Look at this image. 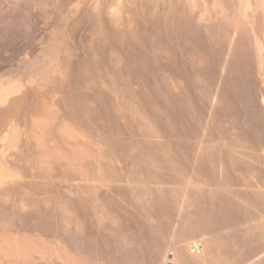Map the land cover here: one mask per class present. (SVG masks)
<instances>
[{
	"label": "bare ground",
	"instance_id": "bare-ground-1",
	"mask_svg": "<svg viewBox=\"0 0 264 264\" xmlns=\"http://www.w3.org/2000/svg\"><path fill=\"white\" fill-rule=\"evenodd\" d=\"M163 17L166 20V22H164V23H166L165 24L166 26L168 23L177 24L176 21H178V25H180V22H181V24H183L182 22H184V24L191 25L190 27H192V25H195L196 28H200V29L204 30L203 31L204 33L205 32L207 33V35L209 36L208 40H210L209 43H211L212 46L216 45L222 49L223 57H222V60L220 61L221 62L220 63V74H217V73L214 74V75H216V74L219 75V77L221 76V82L223 81V78H225L224 74L228 69V64H230L229 63V60L231 59L230 56L234 55V57H235L236 54H233L235 52L234 50H236L235 47L237 48V46H236L237 43L241 42L242 43L241 47L249 49V51L252 53V58L254 60L253 64L255 63V65H256V70H255V71H257L256 75H258L256 78L259 77L258 78L259 81L261 79V81L264 83V0H0V28H1L2 32L4 31V32L9 33V31L13 27L15 28V26L17 27L18 25H19L18 28L20 29V25H23V24L27 25V23L30 20L31 21L35 20L33 22H36L37 18L42 20L43 26L45 25V27H41L42 22L39 26L36 25V23L35 24L33 22L31 23L33 25H36L37 29L39 27L42 28L41 33L39 32L37 34L38 36L36 35V37H38V41H36V42L34 41L35 43H33V44L31 43L30 46L32 45V47L28 51H26L23 55L21 54V56H23V57H21V59H20V62H19L20 66L18 68L15 66L17 69L14 67L16 70L12 71V73L10 71V74H8V72L6 71L7 73H5V74H8V75H4V73H2V75L0 76V264H112L113 261L111 259H113L115 256H110V259L108 260L109 261L108 262L105 260V258H104L105 256H103V258H102V256L99 257L98 253H97V255L95 254L98 251V249L97 250L95 249L96 252H94V254H93V251H95V250L92 251L93 246H92V248H90L91 250L88 249V252L90 251L89 254H85L87 252V250L83 249V248H85V246H83V243L85 242V241H83V236L86 235L85 234L86 233L85 228L87 227L86 226L87 223L85 222V220H84L85 216L82 213L83 212L82 209L85 208L84 205L86 207H89V209H91V211H92V218L94 219V223L97 226V228L101 229L100 231H103L105 228V231H108V233L110 231L112 233V235L116 234V235L111 236V237H113V239L116 242L117 250H119L118 253L120 252V250L121 251L125 250V249L127 250L128 246L130 245L129 241H128L129 239L127 237L128 235L125 236L126 234L124 235V233H123V235L121 233L119 234V232H121V231L118 232V230H123L120 228L117 229L118 228L117 226L120 222L121 216L118 215L119 214L117 212L118 210H116V208H114L115 206H113V204L111 203V200H112V202H114L113 200H115L117 202V204H120V206L122 204L123 205L125 204L126 207H127V204L128 205L130 204L131 206L135 205L136 208H138L137 211L140 210L141 212L140 211H138V212L140 214L142 213L140 215L137 212L140 215V217L138 216V219L140 218V221H141V219L143 218L146 221H148V224L150 223V227L155 231L154 233H156V234L153 233V235H158V236L160 235L159 240L162 238L161 239L163 241L162 244L163 243L164 244L162 245V247H160L156 251L155 254H157V255H156L154 264H264V144L263 143H262L263 145L262 144L260 145V142L258 141L259 144L257 146H254V145L250 146L251 143L249 141L247 142V140L243 139V141H245V143L247 142L246 143L247 145H245L244 143H242L240 141V139H236L234 136V138H232L230 140H232V141H234V139L236 141L239 140L238 142L240 144L238 142L234 141L235 143H237V144H235L234 142L231 141L233 144H228V143L226 144L225 142L224 143L217 142L214 145L211 144L212 146L209 145V147H208L209 152H205V153H207V155L209 154L210 161L212 160V158L215 159L216 157L221 160V161L219 160V163H220L219 165L214 164V163L210 164L211 165L210 170L212 171L211 173L216 175L217 177H215L214 175H212V176H214V179H216V178L219 179V177H221V179H222L223 175H227L229 177L228 179L231 178L230 179L231 181L229 180V182H226L224 180L219 179V181L217 180L219 184L218 183L217 184L211 183L212 187H211V184H209L207 181L208 186L210 185L209 187H211V188H213V186L214 187L217 186V188H219V186H220V188L217 191H216V189H217L216 187H215V189L213 188L214 190L213 189L209 190V189H211V188H209L207 191L208 193H207L205 188H203L205 185H203L202 188L198 187L199 185H196V184L194 185L195 180L194 181L191 180L190 179L191 177L187 178V176H185L186 179H183L182 178L183 174H182V177L179 178V176H181V175L175 169L177 167V166H175V164H174L175 167H172V170H176V172L178 174V178L183 179L182 181H180V184L182 183V185L178 184L177 188L174 187V189L173 188L168 189L167 185L168 184L170 185L171 181L176 177L175 176L176 174H174V175L172 174L175 177L173 179L171 178L172 179L171 181L168 180L169 183L166 182L167 179L165 180L166 176L161 177L159 175L161 172H164L165 170H164V168H162L163 166H160V164H158L157 160L160 159V157H159L160 155H158V154H156V152H154V151H157L158 148L156 149L157 146H154V144H152L151 142L148 141L153 146H150V144L147 142L146 143L152 149V153L157 155V156L154 155L157 157V158H155V161H157V162H152V161L150 162L148 160V158H146L147 155L144 156V158H142L143 157L142 155L144 153H142L141 150H138L142 153V154H140L141 157H138V158H135V156H140V155H138L140 152L138 154L136 153L135 156H133V155L130 156L129 154H126V153L123 155L124 151H122V153L120 152V155L116 154L117 156H114L115 155L113 153L114 151H112L110 149L109 150L112 151L111 153H113L114 155L111 156V154H109L110 153V151H109V152H107L110 155L109 156L103 150H101V149L98 150L99 149V147H98L99 143L97 144L98 149L96 148V146H95L96 144L94 145V143H97L96 141L95 142L91 141V143L95 147V154L96 155L94 153H93L94 155H92V153L90 155V153H89V152H91V150H89L90 145H91L90 149H93L94 147L88 141V138L86 136L87 133L85 132L86 133L85 134L83 131H81L82 128L79 129L80 126L77 127L75 125V123H73V122H76L79 120L71 121L72 120L71 118L74 116H72V117L70 116L71 120L66 119L67 117L65 119L61 118L62 115L61 114H60L61 116L57 115V113L55 111L57 109H55V110H54V108L52 109V107H54V106L51 107V105L53 103L50 104V102H49L50 105L46 104L49 106H47V107L44 106L46 108L42 107V108H39V110L37 109L38 111H36L32 115L29 114V112H32V111H27L28 113L26 115L24 113L25 118L22 119L20 117V114H19V116L16 114V111L14 109L15 107H13L14 104L16 103L15 99H17L19 96L23 95V92L25 91V89L27 87H28V89H27L28 91H29V86H30V88L33 87V89H36L34 91L36 93L37 92L39 93L40 91L43 92V90H45L49 86H52V83L58 81L59 79L62 80L63 78L65 79L66 77H69V79L73 78L72 76L74 75V73L77 74L81 70V68H83V69L78 74V77L79 78L83 77V79H85V80L89 79V81H90V79H93L95 81L96 79L99 78L101 80V83H103L104 77H102V75H106V77L111 78V79L115 78L116 76L119 75V74H117V72L121 70V66L123 67V65H126V64H124L125 62H127V61H125V58H124V52L127 50L128 46L130 48V44L132 43V41L134 42V40L137 38L136 36L138 34L136 35V32H137L136 27L138 26V28L140 29V26H141L140 24H143V25L145 24L146 28L148 26L149 27L154 26V24L151 25L152 23H149V22L154 23L155 21H157V20L159 21L160 19L164 20ZM138 19L141 20V22ZM136 21H137V25H136ZM138 22H140V23H138ZM159 22L161 23V21H159ZM38 23H40V22H38ZM31 24L29 23V25H31ZM147 24H149V25H147ZM155 24H156V22H155ZM175 24H172V25L170 24V26H172V28H174L173 26H175ZM143 25H142V27H143ZM156 25L162 26L159 23H157ZM170 26L169 27L167 26V27L171 29ZM182 26H184V25H181V27ZM32 27H30V29H34V27L33 28ZM167 27H164V28H167ZM190 27L189 28L186 27V28L190 29V31H191L192 29ZM21 28H23V27H21ZM44 28H46V29L48 28L51 30L49 35H48V33L46 35L44 34V32H45ZM86 28H88L87 30L90 29V33H91L89 43H86L84 41V39H83L84 35H82V32ZM161 28H163V27H161ZM30 29L28 28V30H30ZM37 29H36V32H34V34H36L38 31H40L39 29L38 30ZM147 29H146V31H147ZM140 30H142V29H140ZM140 30H138V31H140ZM17 31L20 32V30H17ZM143 31H144V29H143ZM185 31L186 30H184L183 32H185ZM23 32H24V34H26L25 31H23ZM31 32H32V30H31ZM46 32H48V31H46ZM196 32H198V31L196 30ZM164 33H165V31H164ZM139 34H142V33L139 32ZM175 34L176 33L174 30L173 36ZM197 34H199V33H197ZM20 35H21V33H20ZM148 35H147V37H148ZM155 35H156V32H155ZM167 35H168V33H167ZM149 36H152V35H149ZM169 36H170V34L168 35V37ZM181 36H182V34H181ZM24 37H26V36H24ZM145 37H143V38H145ZM156 37H155V39L157 40ZM174 37L176 38V35ZM196 37L198 38L197 35L195 36V38ZM1 38L3 39V37H1ZM4 38H5V36H4ZM7 38H8V36H7ZM140 38H141V36H140ZM140 38L137 39L138 43L142 41V40L139 41ZM14 39L12 40L13 42H14ZM155 39H154V41H152L154 46L157 45L156 43L158 42L157 41L154 44ZM205 39H204V42H205ZM18 40H20V39H18ZM18 40H16V41H18ZM137 40H136V42H137ZM0 41H2V40H0ZM160 41L161 40H159V42ZM147 42H148V39H147ZM160 43L162 44V42H160ZM166 43L168 44V41ZM169 43H171V41ZM186 43L189 45L188 42H186ZM199 43H200V41H199ZM134 44H136V43H134ZM161 44L158 43V45H161ZM175 44H176V42H175ZM192 44L193 43L190 42V46ZM204 44H202V45H204ZM143 45H144V43H143ZM11 46L12 45H10V48H11ZM190 46L188 49H190V48L192 49V47H190ZM192 46L194 48H196L194 45H192ZM132 47H133V44H131V48ZM171 47L172 46L170 44V48ZM80 48L84 49V52L86 50H87L86 51L87 53L92 52L93 53L92 57L94 56V54H97V53L99 54L100 51L108 54L109 64H108L107 69L102 71L100 69L101 66L98 67L99 66L98 65V61H99L98 58H97L98 61L97 60L92 61V63L94 61H97V62L93 63V64H95V66L93 67V64L90 63V65L92 64L90 67L88 60L90 58L92 59V57L87 59V57H88L87 53H84V54H82V56H79L80 52L77 54L75 50L79 51L78 49H80ZM135 48L138 49L139 46H138V48H137V46ZM151 48H153V50L155 49L153 46ZM159 48H161V47H159ZM159 48H157V49H159ZM162 48H161V50H162ZM164 48H167V45L166 46L164 45ZM238 48H240V47H238ZM141 49H143V48H141ZM178 49H180L179 51L182 50V48H180L179 45H178ZM156 50H154V52H153L154 55L153 54L152 55L154 57H156V60L158 59L157 56L159 57V59L157 61L154 59L155 60L154 62H157V64H158V63H161L158 61L159 60L163 61V58H165V57L163 55L159 54L160 52H158V51H160V50L157 51L159 55L157 53H155ZM165 50H162L163 54L166 53ZM194 50H192V51H194ZM197 50L198 49H196L195 52ZM217 50H216V52H217ZM149 51H151V50H149ZM168 51L169 50H167V54H168ZM175 51L177 52L178 50H175ZM17 52H18V49H17ZM19 52H20V50H19ZM176 52H175V56H176ZM13 53L15 54V51ZM141 53L142 54L144 53V49ZM85 54L87 55V57H85V58L88 62V67H87L85 60H84L85 62H83V60H80V58L82 59L83 55H85ZM155 54L157 56H155ZM145 55H144V57H145ZM199 55H203V54H201L199 52ZM14 56L15 55H13V57ZM106 56H105V58H106ZM134 56H135V54H134ZM149 56L152 57L151 55H149ZM161 56H163L162 60L160 59ZM171 56H173V54ZM194 56H195V54H194ZM97 57H101V56H97ZM203 57H206V56H203ZM95 58H96V56L94 57V59ZM168 58H170V56ZM2 59H3V57H2ZM7 59H11V58H7ZM152 59H150V60H152ZM190 59L194 60V58H192V56H190ZM196 59H198V58L196 57ZM168 60H170V62H171V58ZM174 60L175 59H172L173 65H174ZM207 60H209V59H207ZM199 61H200V59H199ZM201 61L204 62L203 60H201ZM191 62H192V60H191ZM96 63L98 66L96 65ZM127 63H129V62H127ZM163 63L165 64V62H163ZM166 63H167V61H166ZM74 64L79 65L80 70L79 71L77 70L78 71L77 73L76 72L72 73V71L70 73V68H72V65L74 67ZM231 64H232V62H231ZM17 65H19V64H17ZM155 65L156 64H154L152 66H155ZM81 66H83V67H81ZM175 66H177V64L174 65V67ZM199 66L200 65H198V67ZM243 66H245V65L243 64ZM158 67L159 66H157V68ZM161 67L164 68V65ZM201 67L203 68L204 66H200L199 68H201ZM229 68H231V67H229ZM254 68H255V66H254ZM10 70H12V68ZM133 70H134V68H133ZM137 70H139V69H137ZM159 70H157V71H159ZM163 70H165V69H163ZM246 70L248 71V69H246ZM205 71H207V69ZM229 71L232 72L233 70L231 71V69H230ZM0 72H1V70H0ZM2 72H3V70H2ZM166 73H168V75L170 74L168 71L165 72V75H167ZM139 74H140V72H139ZM149 74H150V72H149ZM171 74L169 77L172 76ZM209 74H211V73H209ZM114 75H115V77H114ZM159 75L161 76V74H159ZM162 75H164V74H162ZM162 77H164L163 80H165V81L167 80V78H165L167 76H162ZM231 77H233V76H231ZM237 77L236 78L234 77V78L237 79ZM138 78H137V80H138ZM153 78H155V80H156V77H153ZM171 78H169L168 80H170ZM258 79H256V82ZM81 80H82V78H81ZM113 80L114 79H112V81ZM122 80L120 82H122ZM124 80H125V78H124ZM128 80H129V78H128ZM231 80H233V79H231ZM241 80L242 79H240V81ZM112 81H111V83H112ZM201 81H200V83H201ZM215 81H216V79H215ZM217 81L219 82V79ZM65 82H66V80H65ZM84 82H86V81H84ZM155 82L157 83L158 81L156 80ZM238 82H237V84H238ZM250 82H251V80H250ZM66 83L68 84L69 81ZM127 83H128V81L125 82L124 84H127ZM67 84H65L66 86L62 85V84L61 85L63 87L65 86L67 88L68 87ZM92 84H93V82H92ZM104 84L106 85L107 83L104 82ZM217 84H220L221 86H223V84H221V83H217ZM59 85H60V82H59ZM69 85H71V84H69ZM84 85H85V83H84ZM107 85H109V84H107ZM107 85L105 88H107L106 90H109ZM114 85L112 86L113 88L116 86V85L115 86ZM130 85H132V84H130ZM212 85L213 84H211V86ZM220 85L216 86L218 88L217 91H213V93L216 92L215 95L210 90L211 86L210 87L208 86L210 89L206 88L204 90H210L212 93L211 95H213L212 97H217V98L219 97V101H220V99H221L220 96H217V95H219ZM83 86H82V88H83ZM88 86H90V85H87V87ZM93 86H94V84H93ZM101 86L104 87L102 84H101ZM132 86H134V85H132ZM132 86H131V89H132ZM56 87L53 89H56ZM97 87H99V86H96V88L94 87L95 90L97 89ZM260 87H262V86H260ZM51 88L52 87H50V89ZM70 88H71V86H70ZM73 88H74V86H73ZM73 88H71V89H73ZM109 88H110V85H109ZM155 88H156V86H155ZM235 88H236L235 90H237L238 87H235ZM90 89H92V87ZM116 89H118V88H116ZM137 89H139V88H137ZM222 89H223V94H224L225 93L224 88H222ZM249 89H248V91H249ZM260 89L262 90V88H260ZM66 90H70V89L67 88ZM74 90H76V89H74ZM113 90L110 89V93L112 95H114L118 92V91L115 92ZM167 90L168 91L171 90L170 87ZM172 90H173V88H172ZM174 90H176V89H174ZM263 90H264V88H263ZM62 91H60V92L62 93ZM70 91H72V90H70ZM97 91L99 92V90H97ZM132 91H133L132 94H135L134 93L135 91L134 90H132ZM159 91H162V90L159 89ZM179 91L180 90L178 89V92ZM229 91H230V89H229ZM101 92H104V91H101ZM106 92L108 94V91H106ZM205 92H208V91H205ZM249 92H251V94L253 93L252 87H251V90ZM58 93L59 92H57V94ZM69 93H71V92H69ZM74 93H76V92H74ZM87 93L88 92H86V95H88ZM237 93H238V91H237ZM125 94H126V92H125ZM163 94H164V92H163ZM251 94L249 96H251ZM51 95L54 96V93L53 94L51 93ZM110 95L108 97H110ZM122 95H124V94H122ZM178 95H180V94H178ZM201 95H204V93ZM238 95H240V93H238ZM55 96H54V98L58 99V97H55ZM66 96H67V94H66ZM66 96H65V98H66ZM69 96L70 95H68V97ZM82 96H84V95H82ZM90 96H91V94H90ZM94 96H96V94ZM132 96L130 95L131 100H132ZM135 96H133V97H135ZM162 96H164V95H162ZM208 96H210V95H208ZM72 97L75 98V96H73V93H72ZM72 97H70V98H72ZM240 97H241V95H240ZM251 97L253 98L254 96H251ZM37 98H35V99H37ZM122 98H119V99L121 100ZM31 99L33 101V98H31ZM42 99H44V96L42 97ZM123 100H124L123 103H126V102L130 103L126 99H123ZM250 100H251V98H250ZM254 100H252V102ZM54 101H55V99H54ZM206 101H208V100H206ZM211 101H212V99H211ZM219 101H218V103H219ZM62 102H64V101L62 100ZM66 102H65V104H67ZM112 102H113V100H112ZM255 102H256V100H255ZM30 103H31V101H30ZM58 103H60V101ZM132 103L133 102H131V105H132ZM213 103H215V100ZM263 103H264V100H263ZM34 104H35V102H34ZM68 104H71V103H68ZM38 105H40V104L38 103ZM89 105H88V107H90ZM119 105H118V107L121 108V106L123 104L120 106ZM261 105L263 106L262 103H261ZM93 106H94V104H92V107ZM254 106H256V105H254ZM262 106H261V108H262ZM26 107H28V105ZM34 107H36V104ZM85 108H86V106H85ZM127 108L130 109L131 106H128ZM34 109L36 110V108H34ZM63 109H65V108H63ZM71 109H74V108H71ZM75 109H77V108H75ZM90 109H91V107H90ZM123 109H124V107H123ZM125 109L122 112L120 111L121 112L120 116L123 115V117H124L125 114H122V113L125 112ZM136 109L134 111V113L136 112L135 115L139 114L138 113L139 110L136 111ZM214 109L216 111L217 107ZM118 110H122V109H118ZM61 111H63V110H60V113H61ZM74 111H77V110H74ZM81 111H83V110H81ZM71 112H73V111H71ZM129 113L130 112H128V115H129ZM214 113H216V112H213L212 114H214ZM217 113H218V110H217ZM21 114H23V113H21ZM28 114L30 116H28ZM69 114H70V112H69ZM83 114H85V113H83ZM83 114H82V116H83ZM92 114H94V112ZM132 114L133 113H131V115ZM140 114H142V113H140ZM253 114H254V112H253ZM89 115H91V114L89 113ZM89 115H87V116L89 117ZM217 115H214V116L217 117ZM26 116H28V117H26ZM63 116L65 117V116H67V114L63 115ZM133 116H134V114H133ZM140 116L138 115L136 117V119L138 117L140 118ZM125 117H127V116H125ZM215 117H214V119H215ZM79 118H81L80 114H79ZM90 118H91V116H90ZM128 118L129 117L126 118L127 121H128ZM142 118H145V117H142ZM120 119H121V117H120ZM123 119H121V121H123ZM134 119H135V117H134ZM84 120H85V118H84ZM89 120H91V119H89ZM86 121L88 122V120H86ZM129 122L131 123V121H129ZM77 123H79V122H77ZM84 123H83V125H84ZM122 123L124 125V122H122ZM213 123H214V120H213ZM219 123H221V122H219ZM244 123L247 124L245 121H244ZM128 124H125V126ZM222 125H224V124H222ZM142 126L141 125L139 126L140 130H141ZM216 126H217V123H216ZM81 127H82V125H81ZM223 128H224V126H223ZM87 129L89 130V128H87ZM151 129H152V127H151ZM226 129H227V127H226ZM255 129H258V127ZM90 130H91L90 132H92V129H90ZM148 130H150V129H148ZM154 130H155V128H154ZM230 130L228 133H230V135H231ZM259 130H261V129H259ZM55 131H57L59 133V136H61V138L64 139L63 141H65V140L69 141V142L68 141L65 142L64 144L67 143V145H68L70 142H73L75 144L76 147L70 146L73 144L68 145V147L70 146V148L73 147L72 149H70L69 154H67V153L65 154V151L61 147L60 144L59 145L61 148L57 146L59 142L56 140L57 141V144H56V141L54 140L55 139L54 138V132ZM261 131H263V129ZM261 131H259V135H258L259 138L263 137L262 134H264V132H263L260 136ZM107 133H110L109 130ZM252 133H254V132L252 131ZM91 134H93V133H91ZM220 134L222 135V133H220ZM104 135H107V134L104 133ZM111 135H113V134L111 133ZM111 135L108 134V136H111ZM146 135H150V134L146 133ZM232 135H233V132H232ZM112 137L115 138V135H113ZM146 137H147V139L148 138L151 139L154 136L153 137L151 136V138H150V136L149 137L146 136ZM155 137H156V135H155ZM223 137H225V136H222V138ZM93 138L95 139V136ZM263 138H260V139H262L264 141ZM100 139L102 140V138H100ZM107 139L110 140V138H107ZM115 139H117V138H115ZM256 140H258V139H256ZM98 141H100V140H98ZM225 141H227V140H225ZM87 142L89 144H86ZM115 142L116 141H114V143ZM209 142H211V140ZM81 143H83L82 147H81V145H82ZM114 143H112V145ZM118 143H120V142H118ZM139 143H140V141H139ZM143 143H144V141H143ZM153 143H154V141H153ZM229 143H230V141H229ZM117 144H116V146H117ZM158 144H160V143H158ZM84 145H86V146L89 145L88 150H87L86 146L84 147ZM160 145H164V144L161 143ZM116 146H114V148H116ZM122 146H124V145H122ZM138 146H140V145H138ZM170 146L168 145L169 150L171 149ZM204 146L206 147V145H204ZM68 147H66V148H68ZM149 147H147V149ZM153 147L155 148V150H153L154 149ZM158 147H159V145H158ZM205 147H203V150H201V151H203L202 153H204ZM66 148H65V150H66ZM134 149L136 150V148H134ZM184 149H185V147H184ZM35 150L39 152L37 155L35 154ZM96 150H98V151L96 152ZM150 150L146 151V152L149 153ZM167 150H168V148H167ZM179 150H181V148ZM189 150H190V148H189ZM206 150H208V149L205 148V151ZM93 151H94V149H93ZM159 151L160 150H158L157 153ZM181 151H183V150H181ZM184 152H185V150H184ZM169 153L171 154V152H169ZM178 153L179 152H177L176 154H178ZM196 154H197V152L195 153V156L198 155V154L197 155ZM174 155L173 156L169 155L168 158H171V157L173 158ZM178 155H176V156H178ZM199 155H200V153H199ZM55 156L57 158H59L58 160L61 161V163L63 161L66 162V160H68L67 161L68 163L66 162L68 165L67 164L66 165L69 167L70 170L72 169L71 170L72 173H74L75 171L78 172L77 176H79V179L81 178V180H80L81 184L79 183L81 191H77V190H79L78 189L79 187H76L75 189L73 188V190H75L76 193H74V191L72 189H71V191H73V192H71L68 189L67 183L69 180L67 181L66 176L62 175L64 172L63 173L61 172L62 173L61 175H55L53 173V166H56L57 162H58V160L56 159L57 160V162L55 163L56 165H53V161H55V160H53V158L55 159ZM204 156H206V155L204 154L203 156H201V158L202 157H203V159L207 158ZM181 157H180V159H181ZM222 157L224 159L226 158L225 159L226 162H223L224 159ZM166 158L167 157H165L163 160L166 161ZM191 158H193V155ZM136 159H138V160H136ZM183 159H185V158H182V160H181L182 162H183ZM218 159L214 160L215 163H217L216 161H218ZM194 160H195V158H194ZM197 160H196V163H197ZM176 161H180V160H176ZM200 161H198V162L200 163ZM203 161H205V159ZM203 161H201V162H203ZM187 162H189V161L187 160ZM190 163H191V161H190ZM194 163H195V161H194ZM224 163H228L229 166H227ZM171 164H172V161H171ZM205 164H204V167H205ZM189 165L192 166L191 164H189ZM202 165H203V163L201 164V166ZM149 166L153 167V170H154L153 175H149L147 173V170H148V172L151 171V169H150L151 167L149 168L150 170L147 169ZM195 166H198V165L195 164ZM183 167H181V168H183ZM186 167H185V169H186ZM194 167H193V170H194ZM201 169H203V167ZM195 170H196V167H195ZM65 172H68V171L65 170ZM198 172H199V170H198ZM198 172H196V174ZM198 174H197V177L200 176ZM196 180H197V178H196ZM73 181H75V180L73 179ZM173 181H174V183H172V184H175L176 179ZM200 183H201V181H200ZM70 184H72V183H70ZM197 184H199V183H197ZM180 186H182V187H180ZM195 186H197V187H195ZM171 187H173V186H171ZM207 188L208 187H206V189ZM103 192H106V195L111 199L110 202L105 200V197H107V196L103 197V195H102ZM110 192L111 193L115 192L114 194L117 193L115 195L116 198L114 197V195L113 196L110 195ZM192 193H193V196L190 198V195H192ZM194 193L196 195L197 194L202 195L204 193L209 194L210 199H207V198L206 199L210 200L211 205L214 204V203L213 204L211 203V200H212V202H215V204H217V202L219 203L221 201H223V203H224V201L226 200L228 202V204H226V206L231 204L233 207H236L239 210V212L241 211L242 213H244L243 217L246 218L245 221L242 223H241V221L240 222L237 221L238 223H235L236 225H233L231 223L230 224L231 226L226 225V222L220 221V222H218L219 226L217 225L219 227V229L218 228L214 229V227L211 228V226L209 225L210 230L212 229L211 230L212 232H209L208 229L205 228L203 225V227L207 231V232H204V228H202V227H200V225L196 224L197 222H199V220L200 221L204 220V219H200V217H202V218L204 217L203 210L201 212L200 211L201 209H199V212H201V214L203 213V216H201V214L199 216L197 214L198 212L195 213V211H197L198 208L195 210L192 209V207H195L194 205H196V203H194V201H193V200H195V198H194L195 194ZM73 194H75V195H73ZM166 194H167L166 199L168 200V197H169L170 200H168V201L169 202L171 201L174 204L173 207L175 210H173V212L175 213V215L174 214L173 215L175 216V218L178 215L180 219L184 218L187 220H192L191 218L195 217V214L197 215V217H199L198 218L199 220H197V222L194 221L195 225H197V227H196L197 230H194V231H196V233H193L194 228H193V225H190V222L188 223L189 224V226H188V225H186L187 222L186 223L182 222V220H181V222L185 223L183 225H186L187 227L192 229L193 232L192 233L188 232L184 228L183 229L175 228V226H176V225L174 226L175 218H172V215H171L167 219H169L170 225L171 224L173 225L170 227H173L172 231L174 230L173 231L174 234L172 233V235H169L170 233H168V234L166 233L167 235H169V236H167V238L163 234L161 235L162 231L158 230V229H161L160 226H159V228H156L158 226V224L156 223L157 224L156 225V224H154L155 222H153L154 221L153 218L155 216H153L152 220H151L150 216L148 215L149 213L146 211L147 212V214H146L145 210L147 209L148 204H151V203L153 204V202H155L156 200L158 202L159 198H161L159 200H162V198L165 199L164 197H166ZM217 195H219L220 199L224 198L225 200H223V199L220 201L217 200V198H218V197H216ZM220 195L222 198L220 197ZM77 196H78V198H76V199L79 200V202H78V203H80L79 205L76 203L77 200H75V197H77ZM204 196L206 197V195H204ZM211 196L213 198L215 196V199H213ZM203 197L201 199H203ZM109 198H108V200H109ZM197 200H195V201L197 202ZM213 200H215V201H213ZM216 200H217V202H216ZM160 204H162V202H160ZM210 204L208 205L210 207V209L208 207L209 211L206 209L207 208L206 207V208H204V212H205V209L207 212H212L213 209L216 208V206L213 207V206H210ZM220 204H222V202ZM125 205H124V207H125ZM130 205L128 206V209L130 208ZM158 205H157V208H158ZM223 205L224 204L221 205V209L222 208L224 209ZM160 206L161 205H159V207ZM162 206H165V205L162 204ZM232 206L227 207V209L231 208ZM168 207H170V206H168ZM211 208H213V209H211ZM218 208H220V205L218 206ZM236 208L234 210H236ZM133 209H134V207H133ZM133 209H132V211H133ZM162 209L160 208L157 210H161V212H162ZM221 209H220V212L222 213L223 209L222 210ZM87 210H88V208H87ZM134 210H136V209H134ZM154 210H155V207H154L153 211ZM218 210L219 209L216 208V211L219 213ZM224 210H226V209H224ZM167 211H169V212H167L165 214L169 215L171 211L170 210H167ZM151 212H152V210H151ZM226 212H227V210H226ZM133 213H135V212L133 211ZM137 213H135L136 219H137V216H136ZM221 213H220V216H222ZM84 214L86 215L85 212H84ZM152 214H154V213H152ZM210 214L208 217L211 218L212 214H211V216H210ZM157 215H159V214H157ZM162 215H164V213ZM214 215H216V218L220 220V218L218 217L219 215L217 216V213L215 214L213 211V217H214ZM224 215L227 216V213ZM87 216H90V215H87ZM141 216H142V218H141ZM132 217H134V216H132ZM213 217H212V219H215V217L214 218ZM234 217H235V215H234ZM124 218H126V217H124ZM85 219H87V218H85ZM154 219H156V218H154ZM167 219H166V222L168 221ZM173 219H174V221H173ZM129 220H130V218H129ZM129 220H128V222H129ZM160 220H158V221H160ZM164 220H165V218H164ZM194 220H195V218H194ZM205 220H206V218H205ZM226 220H227V217H226ZM176 221H177V218H176ZM184 221H186V220H184ZM206 221H210V220H206ZM213 221H212V223H213ZM130 222H131V220H130ZM137 222L139 223V221H137ZM145 222H142V223H145ZM85 223H86V225H85ZM208 223L209 222H207V224ZM90 224H91V222H90ZM214 224H216V223L214 222ZM131 225H132V223H130V227H132V230H133L134 229L133 227H135V225H132V226ZM166 225L168 226V224H166ZM180 225H181V223L179 224V226ZM195 225H194V227H195ZM223 225H226V226L220 227ZM170 227H169V229H171ZM189 228H188V230H189ZM88 229H89V227H88ZM167 230L168 229L165 228V230H163V231H167ZM100 231L98 230V233H100ZM152 231L150 234H152ZM189 231H191V230H189ZM199 233H201L200 236H199ZM128 234H130V233L128 232ZM224 234H225V237H226V234H227V236L232 234V235H236V236L239 235V237H240V235H242L243 237H240L241 238L240 239L238 237L231 238V236H229L231 239L229 238L230 241L226 242L228 244L225 246L224 242L228 241V240H226L227 237L226 238L223 237V241H219V237H221V235L224 236ZM104 236H102V237H104ZM158 236H156V237L158 238ZM94 240H96V239H94ZM94 240H93V243L95 244ZM134 240H135V238H134ZM96 241H98V240H96ZM135 241H137V240H135ZM222 242H223L224 246L222 245ZM140 244L142 246V243H140ZM101 245H102V243H101ZM106 245L109 246L108 244H106ZM113 245H114V243H113ZM116 245H114V247ZM132 246L133 245H131L129 248L133 249L136 246H138V244L135 247L134 246L132 247ZM141 246H139V247H141ZM96 248H97V246H96ZM143 249H144V247H143ZM107 250H108V247H107ZM129 250H127V252ZM140 250H142V249H140ZM113 251H116V250H113ZM129 252H128V254H129ZM135 252L137 253L136 249H135ZM130 253L131 254H129V255H131V257L132 256L134 257V255H132V250ZM133 254H135V253H133ZM138 254L140 255V253H138ZM144 254H145V252H144ZM150 254H151V252H150ZM153 254H154V252H153ZM148 256H149V254H148ZM171 257H173V258H171ZM128 258H130V257H128ZM110 260L112 263L110 262ZM131 260H132V258H131ZM144 260L145 259H143V261ZM152 261H154V260L152 259ZM128 262L130 263V260ZM114 263H115V260H114ZM141 263L143 264L144 262H141ZM133 264H135V263H133Z\"/></svg>",
	"mask_w": 264,
	"mask_h": 264
},
{
	"label": "rangeland",
	"instance_id": "rangeland-1",
	"mask_svg": "<svg viewBox=\"0 0 264 264\" xmlns=\"http://www.w3.org/2000/svg\"><path fill=\"white\" fill-rule=\"evenodd\" d=\"M164 18V17H163ZM35 19V18H34ZM38 22H40V23H38L37 21L36 22H33V21H35V20H30L28 23H27V25H20V29L18 28L19 27V25L16 27L15 26V28L13 27L10 31H9V33H7V32H2V30H1V28H0V40H2V41H0V65L2 66H0V70H1V74H0V76L2 75V73H4V75H8V74H10V71H11V73H12V71H14V70H16L19 66H20V59H21V57H23V56H21V54L23 55L26 51H28L31 47H32V45L30 46V44L32 43H35L36 41H38V37H36V35L40 32L41 33V30H42V28H38L40 31H38L36 34H34V32H36V25H40L41 24V22H42V20H40V19H36ZM139 20V19H138ZM137 20V21H138ZM137 21H136V25H137ZM140 22H141V20H139ZM159 21H161V23L159 22ZM157 20V21H155L156 22V24L157 23H159V24H161L162 26H157L156 24H155V22L153 23V22H149V23H152L151 25H153L154 24V26H151V27H147L146 28V26H145V24L143 25V24H140L141 26H140V29H142V30H140L139 28H138V26L136 27L137 28V32H136V39L134 40V42L132 41V43L131 44H133V47L131 48V44H130V48H129V46L127 47V50L124 52V58H125V61H127V62H129V63H127V62H125L124 64H126V65H123V67L121 66V72L120 71H118L117 72V74H119L118 76H116L115 77V75H114V77L116 78H112V79H114L113 81H112V79L111 78H108V77H106V75H102V77H104L103 78V83H101V80L98 78V79H96L95 81L93 80V79H90V81H89V79L88 80H85V79H83V77H81L82 78V80H81V78H79L78 77V74L80 73V71L83 69V68H81V70H80V66L79 65H77V64H74V67H73V65H72V68H70V73H71V71H72V73L73 72H78L79 70V72L77 73V74H75L74 73V75L72 76L73 78H70L69 79V77H66L65 79L63 78L62 80H58V81H56V82H53L52 83V86H49V87H47L45 90H43V92H34L36 89H33V87H31L30 88V86H29V91L27 90L28 89V87L25 89V91L23 92V95H21V96H19L17 99H15V104H14V106L13 107H15L14 109H15V111H16V114L19 116V114H20V117L23 119V118H25V115L28 113L27 111H32V112H29V114L30 115H32L33 113H35L36 111H38L39 110V108H42V107H44V106H49L50 104H52L51 105V107L52 106H54V107H52V109L54 108V110L55 109H57V110H55L56 111V113H57V115H59V116H61V118H66V119H69V120H71V121H76V120H79V121H76V122H73V123H75V125L77 126V127H79V129L80 128H82L81 129V131H83L84 133L86 132L87 133V138H88V141L91 143V141L92 142H97V143H94V145L96 146V148L98 149V147H99V149L98 150H103L105 153H107V152H109L110 150H112V151H114L113 153L115 154H113V153H111L112 151H110V153L109 154H111V156H117V155H120V152L122 153V151H124V153H123V155L126 153V154H129L130 156L131 155H133V156H135L136 155V153L138 154L140 151H138V150H141V152L142 153H144L142 156V158H144V156H146L147 155V157L146 158H148V160L151 162H157L158 161V164H160V166H163L162 168H164V172H161L159 175L161 176V177H164V176H166L165 177V180H166V182L167 183H169V181H171L175 176V178L173 179V180H175L176 179V185L175 184H172V183H174V181L172 180L171 181V183H170V185L168 184L167 185V188L168 189H171V188H173L174 189V187L175 188H177L178 187V184L179 185H182V183L180 184V181H182L183 179H186L185 178V176H187V178L189 177H191L190 179L191 180H195L194 181V185L196 184V185H199L198 187H203V185H205L203 188H205V190H206V192L208 191V189L209 188H211L212 187V184L211 183H218V181H219V179H221V177H219V179H214V176L215 177H217L216 175H214V174H212L211 172V170H210V164L211 163H214V164H217V165H219L220 163H219V160L220 159H218L217 157V159H218V161H216L217 163H215V161L214 160H217L216 158L215 159H213L212 158V160L210 161V159H209V154L207 155V153H205V152H209V145L210 146H212L211 144H215V143H217V142H222V143H228V144H233L232 142H238L239 140H235L234 139V141H232V140H230V139H232V138H234V136H235V138L236 139H240V141L242 142V143H244L245 145H247L246 143L249 141L250 143V146H252V145H254V146H257L258 144H259V142H260V145L263 143L264 144V141L262 140V139H260V138H263L264 137V134H262L263 132H264V103H263V100H264V90H263V88H264V83L261 81V79H260V81H259V77L258 78H256L258 75H256L257 74V71H255L256 70V65H255V63L253 64V62H254V60H253V58H252V53L249 51V49H247V48H244V47H241V45H242V43L240 42H238L237 43V48L235 47V49L236 50H234L235 52L233 53V54H236L235 55V57H234V55L232 56H230V60H229V63L231 64V62H232V66L230 65V64H228V69H227V71L225 72V74H224V77L225 78H223V81L221 82V76L219 77V75H217V74H220V61L222 60V57H223V51H222V49L220 48V47H218V46H212V44L211 43H209L210 42V40H208L209 39V36L207 35V33L205 32H203L204 30H202V29H200V28H196V26L195 25H192V27H190L191 25H188V24H184V22H182L183 24H181V22H180V25H178V21H176V23L177 24H175V23H168L167 24V26L169 27L170 26V24L172 25V24H175V26H173L174 28H172V26H170L171 27V29L170 28H168L165 24L166 23H164V22H166V20H165V18H164V20L163 19H160V20ZM36 23V25H33V24H31V23ZM140 22H138V23H140ZM29 23L31 24V25H29ZM142 25H143V27H142ZM147 25H149V24H147ZM165 25V26H164ZM178 25V26H177ZM181 25H184V26H182L181 27ZM34 27V29H30V27ZM192 29L191 31H190V29H187V28H189V27ZM21 27H23V28H21ZM30 29V30H28V28ZM32 27V28H33ZM41 27H45V25L43 26V22H42V26ZM145 27V28H144ZM161 27H163V28H161ZM164 27H167V28H164ZM181 27V28H180ZM187 27V28H186ZM195 27V28H194ZM150 28V29H149ZM186 28V29H185ZM28 31H27V30ZM37 29V30H38ZM45 30V32H44V34L46 35L47 33H48V35H49V33L51 32V30L50 29H46V28H44ZM88 28H86L83 32H82V35H84V37H83V39H84V41L86 42V43H89L90 42V37H91V33H90V29L89 30H87ZM143 29H144V31H143ZM146 29H147V31H146ZM166 29V30H165ZM17 30H20V32L19 31H17ZM31 30H32V32H31ZM138 30H140V31H138ZM160 30V31H159ZM172 30V31H171ZM174 30H175V35H176V38L173 36V34H174ZM184 30H186L185 32H183ZM195 30V31H194ZM196 30L198 31V32H196ZM23 31H25V33L27 34H24V32ZM46 31H48V32H46ZM158 31V32H157ZM164 31H165V33H164ZM189 31V32H188ZM194 31V32H193ZM19 32V33H18ZM88 32V33H87ZM139 32H141L142 34H139ZM147 32V33H146ZM155 32H156V35H155ZM173 32V33H172ZM191 32V33H190ZM6 33V34H5ZM11 33V34H10ZM20 33H21V35H20ZM30 35H29V34ZM84 33V34H83ZM87 33V34H86ZM167 33H168V35L170 34V36L168 37V35H167ZM188 33V34H187ZM197 33H199V34H197ZM201 33V34H200ZM4 34V35H3ZM24 34V35H23ZM86 34V35H85ZM152 35V36H149V35ZM154 34V35H153ZM179 34V35H178ZM181 34H182V36H181ZM187 36H186V35ZM15 35V36H14ZM34 35V36H33ZM89 35V36H88ZM147 35H148V37H147ZM159 35V36H158ZM164 35V36H163ZM198 36V38L196 39L195 38V36ZM4 36H5V38H4ZM7 36H8V38H7ZM24 36H26V37H24ZM38 36V35H37ZM140 36H141V38H140ZM146 36V37H145ZM157 36V37H156ZM1 37H3V39L1 38ZM29 37V38H28ZM35 37V38H34ZM140 38V40L139 41H141V42H139L138 43V40L137 39H139ZM143 37H145V38H143ZM155 37L157 38V40L155 39ZM208 37V38H207ZM12 38V39H11ZM15 38V39H14ZM143 38V39H142ZM152 38V39H151ZM206 38V39H205ZM11 39V40H10ZM14 39V42L12 41ZM18 39H20V40H18ZM27 39V40H26ZM146 41H145V40ZM147 39H148V42H147ZM154 39H155V42H154V44L156 43L157 45H153V42L152 41H154ZM204 39H205V42H204ZM8 40V41H7ZM16 40H18V41H16ZM136 40H137V42H136ZM159 40H161L160 42H162V44L159 42ZM184 40V41H183ZM32 41V42H31ZM35 41V42H34ZM165 41V42H164ZM168 41V44L166 43ZM171 41V43H169ZM191 43H193L192 45H194L196 48H194L192 45L190 46V42ZM199 41H200V43H199ZM4 42V43H3ZM144 43V45H143V43ZM150 42V43H149ZM164 42V43H163ZM175 42H176V44H175ZM186 42H188L189 43V45L186 43ZM134 43H136V44H134ZM139 45H138V44ZM141 43V44H140ZM158 43L159 44H161V45H158ZM205 43V44H204ZM149 44V45H148ZM170 44H171V46L173 47H171L170 48ZM179 45V47L180 48H182V50L181 51H179L180 49H178V45ZM202 44H204V45H202ZM211 44V45H210ZM10 45H12L11 46V48H10ZM135 45V46H134ZM164 45L166 46L167 45V48H164ZM175 45V46H174ZM137 46V48H138V46H139V48L138 49H136L135 47ZM147 46V47H146ZM150 46V47H149ZM154 47L155 49L154 50H156L157 48H159V47H163L162 48V50H165L166 51V53L165 54H163L162 52V50H161V48H159V49H157L156 50V52L155 53H157L158 54V52H160L159 54L160 55H163L165 58H163V56H161L160 57V59L162 60V58H163V61H158V62H161L163 65H164V68L163 67H161V66H163L161 63H158L157 64V62H154L155 60H156V57H154L153 55H154V50H153V48H151V47ZM157 46V47H156ZM189 46L190 47H192V49L190 48V49H188L189 48ZM143 48L144 49V53L142 54L141 52L143 51V49H141V48ZM214 47V48H213ZM238 47H240V48H238ZM2 48V49H1ZM10 48V49H9ZM18 49V52H17V49ZM149 48V49H148ZM169 48V49H168ZM15 49V50H14ZM196 49H198L196 52H195V50ZM217 50V52H216V50ZM6 50V51H5ZM12 52H11V51ZM19 50H20V52H19ZM79 51H77V50H75L76 51V53L78 54L79 52V56H82V54H84V53H87L86 51L84 52V49H82V48H80V49H78ZM129 50V51H128ZM131 50V51H130ZM149 50H151V51H149ZM158 50H160V51H158ZM167 50H169L168 51V54H167ZM175 50H178L177 52L175 51ZM187 50V51H186ZM192 50H194V51H192ZM247 50V51H246ZM15 51V54L13 53ZM158 51V52H157ZM176 52V56H175V52ZM183 51V52H182ZM239 51V52H238ZM5 52V53H4ZM10 52V53H9ZM141 54H140V53ZM146 52V53H145ZM149 54H148V53ZM170 52V53H169ZM198 52V53H197ZM199 52L201 53V54H203V55H199ZM216 52V53H215ZM18 53V54H17ZM90 53V54H89ZM89 53H87V55H88V57H87V55L85 56V55H83V58L81 59L80 58V60H83V62H85L86 61V64H87V67H88V62H89V66L91 67V65L94 63V62H97L98 61V59H99V61H98V65H97V63H96V65L98 66V67H100V69L102 70V71H104L105 69H107V67H108V64H109V60H108V54H106V53H104V52H99V54L97 53V54H94V56L92 57V55H93V53L92 52H89ZM104 53V54H103ZM197 53V54H196ZM17 54V55H16ZM81 54V55H80ZM134 54H135V56H134ZM146 54V55H145ZM153 54V55H152ZM158 54V55H159ZM173 54V56H171ZM194 54H195V56L198 58V59H196V57L194 56ZM13 55H15L14 57H13ZM107 55V56H106ZM126 55V56H125ZM144 55H145V57H144ZM149 55H151L152 57H150ZM221 55V56H220ZM241 55V56H240ZM19 56V57H18ZM96 56V58L94 59V57ZM97 56H101V57H97ZM105 56H106V58H105ZM155 56H157L156 54H155ZM170 56V58H171V62H170V60H168V59H170V58H168ZM190 56H192V58H194V60L193 59H190ZM203 56H206V57H203ZM2 57H3V59H2ZM85 57H87V59L88 58H90V57H92V59L90 58L89 60H88V62H87V60H86V58ZM167 57V58H166ZM173 57V58H172ZM201 57V58H200ZM7 58H11V59H7ZM98 58V59H97ZM104 58V59H103ZM152 59V60H150V59ZM157 58L159 59V57L157 56ZM236 58V59H235ZM240 58V59H239ZM14 59V60H13ZM155 59V60H154ZM157 59V60H158ZM172 59H175L174 60V65H176L177 64V66H175L174 67V65H173V63H172ZM199 59H200V61H199ZM207 59H209V60H207ZM13 60V61H12ZM85 60V61H84ZM93 60H97V61H94L93 63H92V61ZM105 60V61H104ZM150 60V61H149ZM156 60V61H157ZM191 60H192V62H191ZM197 60V61H196ZM201 60H203L204 62H202ZM108 63H107V62ZM166 61H167V63H166ZM82 62V63H83ZM163 62H165V64L163 63ZM240 62V63H239ZM90 63H92L91 65H90ZM139 63V64H138ZM172 63V64H171ZM191 63V64H190ZM235 63V64H234ZM17 64H19V65H17ZM85 64V63H84ZM83 64V65H84ZM154 65V64H156L155 66H152V65ZM200 65V66H204L202 69L201 68H199L198 67V65ZM204 64V65H203ZM218 64V65H217ZM243 64L245 65V66H243ZM14 65V66H13ZM137 65V66H136ZM192 65V66H191ZM237 65V66H236ZM17 68H16V67ZM95 66V64H93V67ZM157 66H159L158 68H157ZM254 66H255V68H254ZM16 69H15V68ZM81 67H83V66H81ZM86 67V66H85ZM103 67V68H102ZM197 67V68H196ZM208 67V68H207ZM229 67H231V68H229ZM246 67V68H245ZM249 67V68H248ZM3 68V69H2ZM5 68V69H4ZM12 68V70H10ZM123 68V69H122ZM133 68H134V70H133ZM152 68V69H151ZM157 70H159V71H157ZM236 68V69H235ZM254 68V69H253ZM72 69V70H71ZM76 69V70H75ZM137 69H139V70H137ZM163 69H165V70H163ZM200 69V70H199ZM207 69V71H205ZM231 69V71L232 72H230L229 70ZM246 69H248V71L246 70ZM253 69V70H252ZM2 70H3V72H2ZM75 70V71H74ZM78 70V71H77ZM131 70V71H130ZM155 70V71H154ZM209 70V71H208ZM217 70V71H216ZM237 72H235V71ZM8 72V74H5V73H7ZM134 71V72H133ZM169 72L172 76V78L171 77H169L170 76V74L168 75V73H166L167 75H165V72ZM172 71V72H171ZM212 71V72H211ZM229 71V72H228ZM132 72V73H131ZM139 72H140V74H139ZM149 72H150V74H149ZM155 72V73H154ZM162 72V73H161ZM228 72V73H227ZM234 72V73H233ZM256 72V73H255ZM161 74V76L159 75V74ZM209 73H211V74H209ZM215 73H217L216 75H214ZM236 73V74H235ZM124 76H123V75ZM128 76H127V75ZM154 74V75H153ZM156 74V75H155ZM159 76H158V75ZM162 74H164V75H162ZM235 74V75H234ZM77 75V76H76ZM131 75V76H130ZM214 75V76H213ZM227 75V76H226ZM241 75V76H240ZM133 76V77H132ZM158 76V77H157ZM162 76H167V77H165V78H167V80L169 79V78H171L170 80H163V78L164 77H162ZM198 76V77H197ZM231 76H233V77H231ZM238 76V77H237ZM71 77V76H70ZM139 77V78H138ZM153 77H156V80L158 81L157 83L155 82L156 80H155V78H153ZM160 77V78H159ZM162 77V78H161ZM196 77V78H195ZM219 79V82L217 81L218 79ZM237 77V79H235V78ZM242 77V78H241ZM249 77V78H248ZM69 80H68V79ZM124 78H125V80H124ZM128 78H129V80H128ZM131 78V79H130ZM134 78V79H133ZM137 78H138V80H137ZM254 78V79H253ZM102 79V78H101ZM106 79V80H105ZM110 79V80H109ZM123 79V80H122ZM143 79V80H142ZM196 79V80H195ZM201 81V83H200V81ZM204 79V80H203ZM215 79H216V81H215ZM231 79H233V80H231ZM240 79H242L241 81H240ZM256 79H258L257 80V82H256ZM65 80H66V82H68L69 81V83L67 84L66 82H65ZM86 81V82H84V81ZM100 80V81H99ZM122 80V82H120ZM142 80V81H141ZM155 80V81H154ZM163 80V81H162ZM172 80V81H171ZM206 80V81H205ZM236 80V81H235ZM250 80H251V82H250ZM62 81V82H61ZM72 81V82H71ZM97 81V82H96ZM111 81H112V83H111ZM128 81V83L127 84H124L125 82H127ZM134 81V82H133ZM175 81V82H174ZM198 81V82H197ZM208 81V82H207ZM235 81V82H234ZM239 81V82H238ZM259 81V82H258ZM59 82H60V85H59ZM88 82V83H87ZM92 82H93V84H94V86H93V84H92ZM104 82H106L107 84H109L110 85V88H109V85H107V87H108V89L109 90H106L107 88H105L106 87V85L104 84ZM206 82V83H205ZM225 82V83H224ZM237 82H238V84H237ZM67 84V88L68 89H70V90H72V91H70V90H66L67 88L65 87L66 85L65 84ZM74 83V84H73ZM77 83V84H76ZM84 83H85V85H84ZM96 83V84H95ZM100 85H99V84ZM132 84V85H134V86H132V85H130V84ZM134 83V84H133ZM140 83V84H139ZM167 85H166V84ZM171 83V84H170ZM213 84L212 86H211V84ZM217 83H221V84H223V86H221L220 84H217ZM57 86H55V85ZM65 85L64 87L62 86V85ZM69 84H71V85H69ZM101 84L104 86V87H102L101 86ZM116 86H115V85ZM124 84V85H123ZM129 84V85H128ZM161 84V85H160ZM209 84V85H208ZM263 84V85H262ZM84 85V86H83ZM87 85H90L91 87H92V89H90L91 87L90 86H88L87 87ZM99 86V87H97V89L95 90V88H96V86ZM115 86L114 88L112 87V86ZM119 85V86H118ZM122 85V86H121ZM202 85V86H201ZM210 87L211 86V89L208 87V86ZM219 86L220 85V88L222 87V88H224V94H223V89L221 88H219V95H217V96H220V101H219V97L217 98V97H212L213 95H211L212 93H213V91H217L218 90V88L216 87V86ZM259 85V86H258ZM62 86V87H61ZM70 86H71V88H73V86H74V88L73 89H71L70 88ZM77 86V87H76ZM82 86H83V88H82ZM86 86V87H85ZM131 86H132V89H131ZM155 86H156V88H155ZM195 86V87H194ZM215 86V87H214ZM227 86V87H226ZM230 88H229V87ZM260 86H262V87H260ZM50 87H52L51 89H50ZM56 87V89H53V88H55ZM86 89H85V88ZM95 87V88H94ZM112 87V88H111ZM129 87V88H128ZM135 87V88H134ZM169 87H170V89L171 90H167V89H169ZM203 87V88H202ZM235 87H238L237 88V90H235L236 88ZM251 87H252V94H251V92H249L250 90H251ZM62 88V89H61ZM64 88V89H63ZM66 88V89H65ZM100 88V89H99ZM116 88H118V89H116ZM137 88H139V89H137ZM146 88V89H145ZM151 88V89H150ZM172 88H173V90H172ZM210 89L211 91H212V93H211V91L210 90H204V89ZM213 88V89H212ZM217 88V89H216ZM250 88V89H249ZM260 88H262V90L260 89ZM49 89V90H48ZM61 89V90H60ZM74 89H76V90H74ZM89 89V90H88ZM103 89V90H102ZM110 89L111 90H113V91H115V92H117L116 94H114V95H112L111 93H110ZM130 89V90H129ZM159 89L160 90H162V91H159ZM174 89H176V90H174ZM178 89L180 90L179 92H178ZM229 89H230V91H229ZM239 89V90H238ZM248 89H249V91H248ZM27 90V91H26ZM48 90V91H47ZM56 90V91H55ZM63 90V91H62ZM66 92H65V91ZM74 90V91H73ZM84 90V91H83ZM92 90V91H91ZM97 90H99V92L97 91ZM120 90V91H119ZM128 90V91H127ZM132 90H134L135 92V94H132L133 93V91ZM254 90V91H253ZM60 91H62V93L60 92ZM101 91H104V92H101ZM106 91H108V94H107V92ZM124 91V92H123ZM154 91V92H153ZM205 91H208V92H205ZM210 91V92H209ZM237 91H238V93H240V95H241V97H240V95H238V93H237ZM260 91V92H259ZM33 92V93H32ZM57 92H59L58 94H57ZM64 92V93H63ZM69 92H71V93H69ZM74 92H76V93H74ZM86 92H88L87 94L88 95H86ZM106 92V93H105ZM120 92V93H119ZM125 92H126V94H125ZM138 94H137V93ZM158 92V93H157ZM163 92H164V94H163ZM177 92V93H176ZM181 92V93H180ZM198 92V93H197ZM201 92V93H200ZM249 92V93H248ZM38 95H36V94ZM51 93L53 94L54 93V96L55 97H58V99L57 98H54V96H52L51 95ZM56 93V94H55ZM69 93V94H68ZM72 93H73V96H75V98L74 97H72ZM103 95H102V94ZM111 95H110V94ZM160 93V94H159ZM204 93V95H201V94H203ZM215 93L216 92H214L213 94L215 95ZM235 93V94H234ZM258 93V94H257ZM50 94V95H49ZM61 96H60V95ZM66 94H67V96H66ZM79 94V95H78ZM81 94V95H80ZM90 94H91V96H90ZM96 94V96H94ZM122 94H124V95H122ZM178 94H180V95H178ZM251 94V96H254L253 98L251 97V96H249ZM254 94V95H253ZM48 95V96H47ZM59 95V96H58ZM63 95V96H62ZM66 96V98H65V96ZM68 95H70L69 97H68ZM82 95H84V96H82ZM93 95V96H92ZM105 95V96H104ZM110 95V97H108ZM127 95V96H126ZM130 95L132 96H135V97H133L132 96V100H131V98H130ZM162 95H164V96H162ZM208 95H210V96H208ZM236 95V96H235ZM260 95V96H259ZM44 96V99H42V97ZM87 96V97H86ZM89 96V97H88ZM125 96V97H124ZM205 96V97H204ZM208 96V97H207ZM38 97V98H37ZM68 97V98H67ZM70 97H72V98H70ZM83 97V98H82ZM112 97V98H111ZM123 97V98H122ZM212 99V101H211V99ZM262 97V98H261ZM31 98H33V101H32V99ZM35 98H37V99H35ZM46 98V99H45ZM49 98V99H48ZM52 98V99H51ZM63 98V99H62ZM65 98V99H64ZM70 98V99H69ZM119 98H122L121 100L119 99ZM205 98V99H204ZM207 98V99H206ZM209 98V99H208ZM250 98H251V100H250ZM260 98V99H259ZM42 99V100H41ZM51 99V100H50ZM54 99H55V101H54ZM69 101H68V100ZM88 99V100H87ZM110 101H109V100ZM123 99H126L127 101H129L130 103H128V102H126V103H123L124 102V100ZM225 99V100H224ZM256 100V102H255V100ZM262 99V100H261ZM38 100V101H37ZM41 100V101H40ZM62 100L64 101V102H62ZM73 100V101H72ZM75 100V101H74ZM112 100H113V102H112ZM125 100V101H126ZM134 100V101H133ZM206 100H208V101H206ZM214 100H215V103H213L214 102ZM223 100V101H222ZM252 100H254L253 102H252ZM18 101V102H17ZM26 101V102H25ZM30 101H31V103H30ZM48 101V102H47ZM54 101V102H53ZM60 101V103H58ZM67 101V102H66ZM211 101V102H210ZM218 101H219V103H218ZM28 102V103H27ZM33 102V103H32ZM34 102H35V104H36V107H34L35 106V104H34ZM45 102V103H44ZM49 102H50V104H49ZM65 102L67 103V104H65ZM95 102V103H94ZM131 102H133L132 103V105H131ZM224 102V103H223ZM31 105H30V104ZM38 103L40 104V105H38ZM64 103V104H63ZM68 103H71V104H68ZM90 105H89V104ZM128 103V104H127ZM261 103L263 104V106L261 105ZM18 104V105H17ZM46 104H49V105H46ZM57 106H55V105ZM58 104V105H57ZM61 104V105H60ZM63 104V105H62ZM85 104V105H84ZM92 104H94V108L92 107ZM122 105L121 106V108L120 107H118V105ZM229 104V105H228ZM28 105V107H26V106ZM33 105V106H32ZM38 105V106H37ZM66 105V106H65ZM88 105L91 107V109H90V107H88ZM119 105V106H120ZM127 105V106H126ZM135 105V106H134ZM210 105V106H209ZM212 105V106H211ZM214 105V106H213ZM218 105V106H217ZM250 105V106H249ZM254 105H256V106H254ZM41 106V107H40ZM73 106V107H72ZM85 106H86V108H85ZM126 106V107H125ZM128 106H131V108L129 109V108H127ZM133 106V107H132ZM223 106V107H222ZM261 106H262V108H261ZM24 107V108H23ZM46 107H44V108H46ZM123 107H124V109H125V112L127 113H125V112H123L122 114H125L124 115V117L125 116H127V117H129L128 118V121H127V117H123V115H121L120 116V113L122 112V111H124V109H123ZM137 109H136V108ZM211 107V108H210ZM217 107V109H216V111H215V109L214 108H216ZM254 107V108H253ZM22 108V109H21ZM26 108V109H25ZM34 108H36V110L34 109ZM63 108H65V109H63ZM71 108H74V109H70ZM75 108H77V109H75ZM28 109V110H27ZM30 109V110H29ZM34 109V110H33ZM38 109V110H37ZM86 109V110H85ZM88 109V110H87ZM118 109H122V110H118ZM134 109V110H133ZM135 109H136V111L137 110H139L138 111V113L139 114H137V115H135L136 114V112L134 113V111H135ZM20 110V111H19ZM23 112H22V111ZM60 110H63V111H61V113H60ZM74 110H77V111H74ZM81 110H83V111H81ZM130 110V111H129ZM217 110H218V113H217ZM263 110V111H262ZM19 111V112H18ZM34 111V112H33ZM71 111H73V112H71ZM86 111V112H85ZM121 111V112H120ZM130 112L129 113V115H128V112ZM133 111V112H132ZM262 111V112H261ZM69 112H70V114H69ZM94 112V114H92ZM213 112H216V113H214V114H212ZM253 112H254V114H253ZM21 113H23V114H21ZM24 113H25V115H24ZM63 113V114H62ZM73 113V114H72ZM83 113H85V114H83ZM87 113V114H86ZM89 113L91 114V115H89ZM131 113H133L134 114V116H133V114L131 115ZM140 113H142V114H140ZM28 114V116H30ZM61 114V115H60ZM67 114V116H63V115H66ZM78 114V115H77ZM79 114H80V116H81V118H79ZM82 114H83V116H82ZM257 114V115H256ZM87 115H89V117L87 116ZM140 116V118L138 117L137 119H136V117L137 116ZM214 115H217V117H215ZM28 116H26V117H28ZM72 116H74V117H71ZM90 116H91V118H90ZM77 117V118H76ZM85 118V120H84V118ZM87 117V118H86ZM120 117H121V119H123V121H121V119H120ZM123 117V118H122ZM134 117H135V119H134ZM142 117H145V118H142ZM210 117V118H209ZM214 117H215V119H214ZM263 117V118H262ZM71 118V119H70ZM75 118V119H74ZM236 118V119H235ZM262 118V119H261ZM89 119H91V120H89ZM147 119V120H146ZM84 123V125H83V123L81 122V121ZM84 120V121H83ZM86 120H88V122L86 121ZM135 120V121H134ZM137 120V121H136ZM141 120V121H140ZM144 120V121H143ZM213 120H214V123H213ZM217 120V121H216ZM248 120V121H247ZM262 120V121H261ZM91 121V122H90ZM127 123H126V122ZM129 121H131V123L129 122ZM146 121V122H145ZM239 121V122H238ZM244 121L247 123V124H245L244 123ZM259 121V122H258ZM261 121V122H260ZM77 122H79V123H77ZM122 122H124V125H123V123ZM144 122V123H143ZM212 124H211V123ZM219 122H221V123H219ZM258 122V123H257ZM129 123V124H128ZM135 123V124H134ZM137 123V124H136ZM141 123V124H140ZM216 123H217V126H216ZM79 124V125H78ZM87 124V125H86ZM125 124H128V125H126L125 126ZM144 124V125H143ZM152 124V125H151ZM222 124H224V125H222ZM81 125H82V127H81ZM142 126L141 127V130H140V127L139 126ZM146 125V126H145ZM150 125V126H149ZM221 125V126H220ZM259 125V126H258ZM90 126V127H89ZM92 126V127H91ZM213 128H212V127ZM223 126H224V128H223ZM137 127V128H136ZM151 127H152V129H151ZM226 127H227V129H226ZM253 127V128H252ZM258 127V129H255V128H257ZM87 128H89V130L87 129ZM154 128H155V130H154ZM231 130H230V129ZM87 131H86V130ZM90 129H92V132H90L91 130ZM107 129V130H106ZM114 129V130H113ZM139 129V130H138ZM148 129H150V130H148ZM217 129V130H216ZM222 129V130H221ZM253 129V130H252ZM259 129H263V131H261V130H259ZM94 130V131H93ZM108 130H109V132L110 133H107L108 132ZM113 130V131H112ZM214 130V131H213ZM219 130V131H218ZM228 130V131H227ZM229 130L231 131V135H232V132H233V135L231 136L230 135V133H228L229 132ZM258 130V131H257ZM105 134H107V135H104V133ZM106 131V132H105ZM142 131V132H141ZM210 131V132H209ZM221 131V132H220ZM252 131L254 132V133H252ZM259 131H261L260 132V136H261V134H262V136L263 137H258V135H259ZM215 132V133H214ZM222 133V135L220 134V133ZM258 132V133H257ZM85 133V134H86ZM91 133H93V134H90ZM111 133L113 134V135H115V138H117V139H115L114 137H112L113 135H111ZM146 133L148 134H150V135H146ZM155 133V134H154ZM219 133V134H218ZM108 134H110L111 136H108ZM154 134V135H153ZM211 134V135H210ZM226 134V135H225ZM93 135V136H92ZM101 135V136H100ZM155 135H156V137H155ZM214 135V136H213ZM95 136V139L93 138ZM146 136H150V138H151V136L154 138H151L153 141H154V143H153V141L151 140V139H147V137ZM222 136H225V137H223L222 138ZM227 136V137H226ZM110 138V140L109 139H107V138ZM146 137V138H145ZM215 137V138H214ZM54 140L56 141H58L59 143H58V147H60V145H61V147L64 149V151H65V154L67 153V154H69L70 153V149H72L73 147H76L75 146V144L73 143V142H70L68 145H70V144H73V145H70V146H73V147H71L70 148V146L68 147V145H67V143L66 144H64L65 142H67L66 140L65 141H63L64 139H62L61 138V136H59V133L57 132V131H55L54 132ZM100 138H102V140L100 139ZM213 138V139H212ZM226 138V139H225ZM229 138V139H228ZM105 139V140H104ZM116 141L115 143L117 144L118 142H120V143H118L117 144V146H116V144L114 143V141ZM140 139V140H139ZM143 139V140H142ZM243 139H245V140H247V142L245 143V141H243ZM256 139H258V140H256ZM264 139V138H263ZM98 140H100V141H98ZM108 140V141H107ZM119 140V141H118ZM142 140V141H141ZM211 140V142H209ZM214 140V141H213ZM225 140H227V141H225ZM57 141H56V144H57ZM107 141V142H106ZM118 141V142H117ZM139 141H140V143H139ZM143 141H144V143H143ZM151 142L152 144H154V146H157L156 147V149L158 148V150H160L158 153H157V151H154V152H156V154H158V155H160L159 157H160V159L159 160H157V161H155V158H157L156 156V154H153L152 153V149L149 147V145L147 144V143H149V142ZM229 141H230V143H229ZM232 141V142H231ZM258 143H257V142ZM63 142V143H62ZM69 142V141H68ZM137 142V143H136ZM147 142V143H146ZM163 143L164 145H160V144H158V143ZM166 142V143H165ZM234 142V143H235ZM99 143V144H98ZM101 143V144H100ZM112 143H114L113 145H112ZM136 143V144H135ZM143 143V144H142ZM159 145V147H158V145ZM239 143V142H238ZM241 143V144H242ZM254 143V144H253ZM60 144V145H59ZM82 145H81V147L83 146V143H81ZM86 144H89L88 142L86 143ZM92 144V143H91ZM97 144H98V147H97ZM134 144V145H133ZM147 144V145H146ZM150 144V143H149ZM170 146V150H169V147H168V145ZM203 144V145H202ZM235 144H237V143H235ZM240 144V143H239ZM262 144V145H263ZM94 145L92 144V146L94 147ZM122 145H124V146H122ZM138 145H140V146H138ZM204 145H206V147L204 146ZM208 145V146H207ZM64 146V147H63ZM86 145H84V147H85ZM89 146V145H88ZM88 146H86V148H87V150H88ZM113 146V147H112ZM114 146H116V148H114ZM143 146V147H142ZM150 146H153V145H151L150 144ZM161 146V147H160ZM165 146V147H164ZM60 147V148H61ZM66 147H68V148H66ZM112 149H111V148ZM136 148V150L134 149V148ZM139 147V148H138ZM141 147V148H140ZM147 147H149L148 149L150 150V152L148 153V152H146V151H149L148 149H147ZM184 147H185V149H184ZM203 147H205L206 149H208V150H206L205 151V148H204V153H202L203 151H201V150H203ZM65 148H66V150H65ZM90 148H91V145H90ZM89 148V150H91V152H89L90 153V155H91V153H92V155H94L95 154V147L93 148L94 149V151H93V149H90ZM114 148V149H113ZM143 148V149H142ZM154 148V147H153ZM166 148V149H165ZM167 148H168V150H167ZM181 148V150H183V151H181V150H179ZM189 148H190V150H189ZM202 148V149H201ZM68 149V150H67ZM110 149V150H109ZM133 149V150H132ZM146 149V150H145ZM98 150H96V152L98 151ZM108 150V151H107ZM144 150V151H143ZM153 150H155V148L153 149ZM184 150H185V152H184ZM198 150V151H197ZM116 151V152H115ZM168 151V152H167ZM200 151V152H199ZM139 153L138 155H140V154H142V153ZM161 152V153H160ZM168 154H167V153ZM169 152H171V154L169 153ZM177 152H179L178 154H176ZM183 152V153H182ZM197 152V156H195V153ZM39 152L38 151H36L35 150V154L37 155ZM94 153V154H93ZM182 153V154H181ZM199 153H200V155H199ZM108 153H107V155H109ZM117 154V155H116ZM152 156H151V155ZM167 154V155H166ZM175 154V155H174ZM184 154V155H183ZM205 154L206 156H204V157H207V158H204L205 159V161H203L204 159H203V157L201 158V156H203V155ZM96 155V154H95ZM154 155H156V156H154ZM169 155H171V156H173L174 155V159L171 157V158H168L169 157ZM176 155H178V156H176ZM192 155H193V158H191L192 157ZM110 156V155H109ZM182 156V157H181ZM195 156V157H194ZM138 157H141V155L140 156H135V158H138ZM152 157V158H151ZM158 157V158H159ZM165 157H167L166 158V161L165 160H163ZM177 157V158H176ZM180 157H181V159H180ZM224 157V156H223ZM222 157V158H223ZM182 158H185V159H183V162L181 161L182 160ZM189 158V159H188ZM191 158V159H190ZM194 158H195V160H194ZM59 159V158H57L56 156H55V159L53 158V160H55V161H53V165H56L55 163L57 162V160ZM198 159V160H197ZM202 159V160H201ZM224 159V158H223ZM226 159V158H225ZM225 159H224V161L223 162H226L225 161ZM136 160H138V159H136ZM176 160H180V161H176ZM185 160V161H184ZM187 160L189 161V162H187ZM195 161V163H194V161ZM196 160H197V163H196ZM203 161V162H201V161ZM228 160V159H227ZM68 160H66V162H67ZM161 161V162H160ZM171 161H172V164H171ZM190 161H191V163H190ZM198 161H200V163L198 162ZM207 161V162H206ZM210 161V162H209ZM221 161V160H220ZM65 161H63L62 163L64 164H62L61 163V161H59L58 160V162H57V165L56 166H53V173L55 174V175H61L63 172V176H66V178H67V181H68V189L71 191V189L73 190V188L75 189L76 187H79L78 189L79 190H77V191H81L80 189V180H81V178L79 179V176H77L78 175V172H74V173H72V169L70 170L69 169V167L67 166L68 164V162L66 163H64ZM160 162V163H159ZM229 162V161H228ZM59 163V164H58ZM186 163V164H185ZM203 163V165L201 166V164ZM206 163V164H205ZM67 164V165H66ZM174 164H175V166H177L175 169L178 171V173H180V175L181 176H179V178H181L182 177V174H183V179H179L178 178V174H177V172H176V170H172V167H175L174 166ZM189 164H191L192 166H190ZM195 164L196 165H198V166H195ZM204 164H205V167H204ZM224 164H226L227 166H229V164L228 163H224ZM61 165V166H60ZM184 167H183V166ZM187 167H186V166ZM67 166V167H66ZM196 167V170H195V167ZM151 167V168H150ZM181 167H183V168H181ZM185 167H186V169H185ZM193 167H194V170H193ZM200 167V168H199ZM203 167V169H201ZM65 168V169H64ZM68 168V169H67ZM151 169V171H149L148 172V170H147V173L149 174V175H153V173H154V170H153V167L152 166H149L147 169ZM169 168V169H168ZM199 168V169H198ZM209 168V169H208ZM149 169V170H150ZM207 169V170H206ZM55 170V171H54ZM62 170V171H61ZM65 170L66 171H68V172H65ZM198 170H199V172H198ZM201 170V171H200ZM57 171V172H56ZM167 171V172H166ZM175 173H174V172ZM180 171V172H179ZM183 171V172H182ZM59 172V173H58ZM62 172V173H61ZM173 172V173H172ZM189 172V173H188ZM193 172V173H192ZM196 172H198L197 174L198 175H200L199 177H197V174H196ZM210 172V173H209ZM70 173V174H69ZM207 173V174H206ZM209 173V174H208ZM65 174V175H64ZM174 174H176L175 176H173ZM75 175V176H74ZM195 175V176H194ZM207 175V176H206ZM212 175H214V176H212ZM69 176V177H68ZM171 176V177H170ZM210 176V177H209ZM75 177V178H74ZM193 177V178H192ZM204 177V178H203ZM207 177V178H206ZM172 178V179H171ZM196 178H197V180H196ZM209 178V179H208ZM229 177L227 176V175H223L222 176V179L221 180H224V181H226V182H229V180L231 179H228ZM72 179V180H71ZM73 179L75 180V181H73ZM79 179V180H78ZM179 179V180H178ZM77 180V181H76ZM169 180V181H168ZM178 180V181H177ZM199 180V181H198ZM206 180V181H205ZM218 180V181H217ZM192 181V182H193ZM200 181H201V183H200ZM207 181H208V183L209 184H211V187H209L208 186V183H207ZM231 181V180H230ZM70 183H72V184H70ZM74 183V184H73ZM80 183V184H79ZM197 183H199V184H197ZM219 184V183H218ZM79 185V186H78ZM202 185V186H201ZM207 185V186H206ZM215 185V184H214ZM75 186V187H74ZM171 186H173V187H171ZM219 186V185H218ZM70 187V188H69ZM170 187V188H169ZM180 187H182V186H180ZM195 187H197V186H195ZM206 187H208L207 189H206ZM216 188H217V186H215ZM215 187L213 186V188L215 189ZM213 188H211V189H209V190H212ZM219 188H220V186H219ZM219 188H217L216 189V191L219 189ZM213 189V190H214ZM74 191V193H76L75 192V190H73ZM73 191H71V192H73ZM79 193V192H78ZM77 193V194H78ZM115 192H110V195H114V197H115V195L117 194H114ZM208 193V192H207ZM207 193H204V194H202V195H196L195 193V195L197 196H195L194 195V198H195V200H197V202L195 201V200H193L194 201V203H196V205H194L195 207H192V209L193 210H195V209H197V211H195V213L196 212H198L197 214L200 216V214H201V212H202V210H203V213H204V217L206 218V220H210V221H206L205 220V218L203 217H200V219H204L203 221H200L198 218L199 217H197V215L195 214V217H193V218H191L192 220H187V219H184V220H186V221H184L183 219H180L179 218V216L177 215L176 216V218H177V221H176V218H175V213L173 212V210H175L174 209V204L170 201H168V200H170L169 199V197H168V200L166 199L167 198V194H166V197H164L165 199H163L162 198V200H159V199H161V198H159L158 199V202H157V200L155 201V202H153V204L151 203V204H148V206H147V209L145 210V213L147 214V212L149 213L148 215L150 216V218H151V220H152V217L153 216H155L154 218H158L157 220L156 219H154L153 218V222H155L154 224H158V226L156 227V228H159V226H160V228L161 229H158V230H161L162 231V233H161V235L163 234L164 236H166V238H167V236H169V235H172V233H173V231H172V228L173 227H170V226H173L172 224L170 225V223H169V219H167L169 216H171L172 215V218H175V221H174V219H173V221H174V226H175V228H177V229H186L188 232H193L194 230H197V225H200V227H202V228H207L208 229V231L209 232H212L211 230H210V226H211V228L212 227H214V229L215 228H218L219 229V225H218V222H226V225H230L231 223L233 224V225H236L235 223H238V222H240L241 221V223L242 222H244L245 221V219L246 218H244L243 216H244V213H242L241 211L239 212V210L236 208V207H233L231 204H229V205H227L226 206V204H228V202L224 199V198H222L221 197V195H220V197L223 199V200H225L224 201V203H223V201H221L222 202V204H224L223 205V207H224V209H226L227 210V212H226V210H224L223 208V210L221 209V205L222 204H220L221 202H217V200H222V199H220L219 198V195H217L216 197H218L217 198V200H216V202H217V204H215V202H212V200H211V203L213 204V205H211L210 204V200H207V199H210V195L209 194H207ZM76 194V195H77ZM73 195H75V194H73ZM102 195H103V197H105V196H107L106 195V192H103L102 193ZM204 195H206V197L204 196ZM79 196V195H78ZM78 196L77 197H75V200H77L76 201V203L79 205L80 203H78L79 202V200L78 199H76V198H78ZM193 196V193H192V195H190V198ZM204 196V197H203ZM203 197V199H201ZM212 197V196H211ZM107 198V199H106ZM108 196L107 197H105V200H107L108 202H110V198H109V200H108ZM116 198V197H115ZM197 198V199H196ZM207 198V199H206ZM213 198V197H212ZM211 198V199H212ZM213 199H215V196H214V198ZM207 200V201H206ZM114 202H112V200H111V203L113 204V206H115L114 208H116V210H118L117 212L119 213L118 215L119 216H121V218H120V222H119V224H118V228L117 229H123V230H118V232L119 231H121V232H119V234L121 233L122 235H123V233H124V235L125 236H127L128 237V241H129V246H128V249L127 250H129L130 252H131V250H132V255H134V257L132 256L131 257V255H129V254H131L129 251V254H128V252H127V250L125 249V250H120V252L118 253V251L119 250H117V245H116V242H115V240L113 239V237H111V236H114V235H116V234H113L112 235V233L109 231V233H108V231H105V228H104V232L103 231H100L101 229H98L97 228V226L95 225V223H94V219L92 218V211H91V209H89V207H86L85 205H84V207L85 208H81L82 210H83V215L85 216L84 217V220H85V222L87 223V225H86V223H85V225L87 226L86 228H85V234L86 235H84L83 236V241H85L84 243H83V246H85V248H83V249H85V250H87V252H88V249H90V248H92V246H93V249H92V251L93 250H97L98 249V251L96 252V250L95 251H93V254H94V252H96L95 254L97 255V253H98V255H99V257L100 256H102V258H103V256H105L104 258H105V260L106 261H108L109 259H110V256H115L113 259H111L112 261H113V263L111 262V260H110V262L112 263V264H128L129 262V260H130V263L131 264H133V263H135V264H142L141 262H144L143 264H154V262H155V258H156V255L157 254H155L156 253V251L160 248V247H162V245L164 244H162V238L159 240V238H160V235L158 236V235H153V233L155 232L151 227H150V223L148 224V221H146L145 219H143L142 218V216H141V221L142 222H145V223H142L141 221H140V218L138 219V216L140 217V215L142 214H140L138 211H140V210H138L137 211V209L138 208H136V206L134 205H130V208L128 209V204H127V207H126V205H125V207H124V205L122 206H120V204H117V202L115 201V200H113ZM192 201V202H193ZM213 201H215V200H213ZM160 202H162V204L163 205H165V206H162V204H160ZM227 202V203H226ZM76 204V205H77ZM161 205L160 207H159V205ZM173 204V205H172ZM210 204V206H216V208L217 209H219L218 211H219V213L216 211V208H211V209H213V211H214V213L216 214L217 213V216L220 218V220L219 219H217L216 218V215H214V217H215V219H212V217H213V211L212 212H207L206 211V209L209 211V209H210V207L208 206ZM77 205V206H78ZM151 205V206H150ZM156 205V206H155ZM157 205H158V208H157ZM220 205V208H218V206ZM168 206H170V207H168ZM229 206H232L231 208H228L227 209V207H229ZM83 207V206H82ZM119 207V208H118ZM122 207V208H121ZM133 207H134V209H136V210H134L133 209ZM154 207H155V212L153 211V209H154ZM172 207V208H171ZM203 207V208H202ZM207 207V208H206ZM208 207H209V209H208ZM87 208H88V210H87ZM149 208V209H148ZM162 209V212H161V210H157V209ZM169 208V209H168ZM171 208V209H170ZM204 208H206L205 209V212H204ZM236 208V210H234ZM85 209V210H84ZM128 209V210H127ZM132 209H133V211L135 212V213H137L136 214V216H137V219L135 218V213H133V211H132ZM199 209H201L200 211L201 212H199ZM220 209L223 211L222 213L220 212ZM230 209V210H229ZM151 210H152V212H151ZM167 210H170L171 212H170V214L169 215H167V214H165V213H167V212H169V211H167ZM238 210V211H237ZM128 211V212H127ZM132 211V212H131ZM147 211V212H146ZM150 211V212H149ZM160 211V212H159ZM211 211V210H210ZM216 211V212H215ZM232 211V212H231ZM84 212L86 213V215L84 214ZM141 212V211H140ZM157 212V213H156ZM121 213V214H120ZM129 213V214H128ZM132 213V214H131ZM152 213H154V214H152ZM164 213V215H162ZM172 213V214H171ZM203 213L201 214V216H203ZM211 213L212 214V216H211V214H210V216H211V218L210 217H208L209 216V214ZM220 213L222 214V216H220ZM227 213V216H225L224 214H226ZM151 214V215H150ZM157 214H159V215H157ZM174 214V215H173ZM233 214V215H232ZM87 215H90V216H87ZM161 215V216H160ZM234 215H235V217H234ZM132 216H134V217H132ZM164 216V217H163ZM174 216V217H173ZM237 216V217H236ZM124 217H126V218H124ZM132 217V218H131ZM162 217V218H161ZM213 217V218H214ZM226 217H227V220H226ZM85 218H87V219H85ZM89 218V219H88ZM129 218H130V220H131V222H130V220H129ZM164 218H165V220H164ZM194 218H195V220H194ZM224 218V219H223ZM134 219V220H133ZM161 219V220H160ZM163 219V220H162ZM166 219L168 220L167 222H166ZM212 219V220H211ZM222 219V220H221ZM92 220V221H91ZM128 220H129V222H128ZM144 220V221H143ZM158 220H160V221H158ZM181 220H182V222H187L186 223V225H188L189 226V222H190V225H193V231H192V229H190L189 227H187L186 225H183V224H185V223H182L181 222ZM197 220H199V222H197ZM214 220V221H213ZM137 221H139V223L137 222ZM157 221V222H156ZM194 221H196L197 223V225H195V223H194ZM212 221H213V223H212ZM238 221V222H237ZM90 222H91V224H90ZM93 222V223H92ZM181 223V225L179 226V224ZM205 222V223H204ZM207 222H209L208 224H207ZM214 222L216 223V224H214ZM229 222V223H228ZM89 223V224H88ZM130 223H132V225H135V227H133L134 229L132 230V227H130ZM138 223V224H137ZM141 223V224H140ZM147 223V224H146ZM163 223V224H162ZM177 223V224H176ZM179 223V224H178ZM212 223V224H211ZM126 224V225H125ZM140 224V225H139ZM156 224V225H157ZM160 224V225H159ZM166 224H168V226L171 228V229H169V227L166 225ZM224 224V223H223ZM131 225V226H132ZM163 227H162V226ZM178 225V226H177ZM183 225V226H182ZM194 225H195V227H194ZM203 225H204V227H203ZM207 225V226H206ZM210 225V226H209ZM217 227H216V226ZM222 225V224H221ZM226 225H223V226H220V227H225ZM232 225V226H233ZM120 226V227H119ZM168 228H167V227ZM231 226V225H230ZM88 227H89V229H88ZM179 227V228H178ZM186 227V228H185ZM191 227V226H190ZM209 227V228H208ZM165 228L166 229H168L167 231H163V230H165ZM188 228H189V230H191V231H189L188 230ZM192 228V227H191ZM204 228V232H207L206 231V229ZM91 229V230H90ZM90 230V231H89ZM98 230L100 231V233H98ZM107 230V229H106ZM153 230V231H152ZM203 230V229H202ZM132 231V232H131ZM151 231H152V234H150L151 233ZM160 231V232H161ZM171 231V232H170ZM89 232V233H88ZM106 232V233H105ZM128 232L130 233V234H128ZM149 232V233H148ZM208 232V233H209ZM114 233V232H113ZM168 233H170L169 235H167ZM190 233V234H191ZM193 233H196V231H194ZM107 234V235H106ZM110 234V235H109ZM137 234V235H136ZM154 234H156V233H154ZM174 234V233H173ZM106 237H105V236ZM149 235V236H148ZM201 235V233H199V236ZM99 236V237H98ZM102 236H104V237H102ZM108 236V237H107ZM134 236V237H133ZM154 236V237H153ZM156 236H158V238L156 237ZM229 236H231V238H235V237H238V238H240V237H243L242 235H240V237H239V235L238 236H236V235H228L227 236V234H226V237L228 238H226L225 237V234H224V236L223 235H221V237H219V241H223V237L224 238H226V240H228V241H225L224 242V245L226 246L228 243H226V242H229L230 241V237ZM85 237V238H84ZM130 237V238H129ZM110 238V239H109ZM134 238H135V240H137V241H135L134 240ZM143 238V239H142ZM154 238V239H153ZM157 238V239H156ZM230 238V239H229ZM94 239H96V240H98V241H96V240H94ZM139 239V240H138ZM241 239V238H240ZM90 240V241H89ZM93 240H94V242H95V244L93 243ZM104 240V241H103ZM156 240V241H155ZM160 242H159V241ZM114 241V242H113ZM134 241V242H133ZM141 241V242H140ZM148 241V242H147ZM109 242V243H108ZM111 242V243H110ZM133 242V243H132ZM147 242V243H146ZM151 242V243H150ZM157 242V243H156ZM101 243H102V245H101ZM108 244L109 246H107L106 244ZM113 243H114V245H116L115 247H114V245H113ZM140 243H142V246H141V244ZM161 245H160V244ZM226 243V244H225ZM138 244V246H136ZM152 244V245H151ZM154 244V245H153ZM97 246V248H96V246ZM131 245H133L135 248H129ZM149 245V246H148ZM158 245V246H157ZM222 245H223V242H222ZM223 245V246H224ZM132 246V247H133ZM139 246H141V247H139ZM153 248H152V247ZM99 247V248H98ZM106 247V248H105ZM107 247H108V250H107ZM113 247V248H112ZM143 247H144V249H143ZM146 247V248H145ZM104 248V249H103ZM110 248V249H109ZM115 248V249H114ZM127 248V247H126ZM142 249V250H140V249ZM157 248V249H156ZM135 249L137 250V253L135 252ZM149 249V250H148ZM91 250V249H90ZM103 250V251H102ZM113 250H116V251H113ZM144 250V251H143ZM148 250V251H147ZM84 251V250H83ZM109 251V252H108ZM112 251V252H111ZM134 251V252H133ZM140 251V252H139ZM142 251V252H141ZM86 252V251H85ZM85 253V254H89V252L88 253ZM144 252H145V254H144ZM150 252H151V254H150ZM153 252H154V254H153ZM105 253V254H104ZM122 253V254H121ZM133 253H135V254H133ZM138 253H140V255L138 254ZM120 254V255H119ZM143 254V255H142ZM148 254H149V256H148ZM153 254V255H152ZM95 255V256H96ZM117 255V256H116ZM129 255V256H128ZM136 255V256H135ZM120 256V257H119ZM140 256V257H139ZM143 256V257H142ZM128 257H130V258H128ZM149 257V258H148ZM112 258V257H111ZM131 258H132V260H131ZM135 258V259H134ZM171 258H173V257H171ZM143 259H145L144 261H143ZM152 259L154 260V261H152ZM114 260H115V263H114ZM128 260V261H127ZM138 260V261H137ZM147 261V262H146ZM150 261V262H149ZM152 261V262H151ZM109 262V261H108ZM140 262V263H139ZM129 263V264H130Z\"/></svg>",
	"mask_w": 264,
	"mask_h": 264
}]
</instances>
